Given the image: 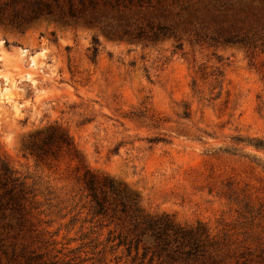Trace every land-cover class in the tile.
<instances>
[{"label":"rangeland","instance_id":"374dc122","mask_svg":"<svg viewBox=\"0 0 264 264\" xmlns=\"http://www.w3.org/2000/svg\"><path fill=\"white\" fill-rule=\"evenodd\" d=\"M237 33L175 50L45 19L22 33L0 26V161L27 188L21 223L13 213L0 228V264H264V23ZM86 169L137 197L143 215L203 227L201 253L174 252L178 238L158 259L147 234L146 254L129 252L128 215L92 214Z\"/></svg>","mask_w":264,"mask_h":264},{"label":"trees","instance_id":"16d2710c","mask_svg":"<svg viewBox=\"0 0 264 264\" xmlns=\"http://www.w3.org/2000/svg\"><path fill=\"white\" fill-rule=\"evenodd\" d=\"M244 0H3L0 1V26L20 33L40 19L76 28L83 26L100 31L106 38L129 42H158L174 40L175 50H181L182 39L195 43L234 44L241 39L237 31L247 23H264V4L254 11L248 10ZM98 38L93 36L88 48L89 59L98 54ZM48 135L44 144L52 143ZM58 140L69 144L61 134ZM82 189L89 199L92 214L101 219H111L116 208L128 215L132 233L120 234L121 243L129 252L144 253L147 246L144 235L155 242L151 254L158 259L170 256L171 242L174 252L189 259L201 253L199 236L205 235L203 227L185 229L172 217L143 215L137 197L129 196L112 179L86 169L81 177ZM23 179L5 161H0V228L12 226V215L18 213L21 223L25 212L26 194ZM113 195L121 196L115 205ZM177 240V241H175ZM172 258V256H171ZM164 264V263H163Z\"/></svg>","mask_w":264,"mask_h":264}]
</instances>
